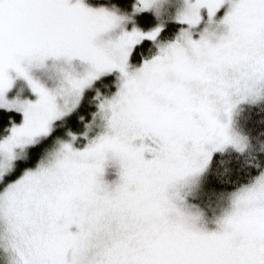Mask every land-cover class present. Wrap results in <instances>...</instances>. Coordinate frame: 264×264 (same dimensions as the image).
<instances>
[{"label": "snow or ice", "instance_id": "1", "mask_svg": "<svg viewBox=\"0 0 264 264\" xmlns=\"http://www.w3.org/2000/svg\"><path fill=\"white\" fill-rule=\"evenodd\" d=\"M0 264H264V0H0Z\"/></svg>", "mask_w": 264, "mask_h": 264}]
</instances>
